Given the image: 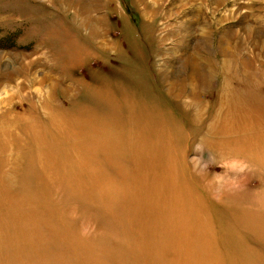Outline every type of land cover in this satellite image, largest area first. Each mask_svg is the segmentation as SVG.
<instances>
[{
    "label": "rangeland",
    "instance_id": "1",
    "mask_svg": "<svg viewBox=\"0 0 264 264\" xmlns=\"http://www.w3.org/2000/svg\"><path fill=\"white\" fill-rule=\"evenodd\" d=\"M0 264H264V0H0Z\"/></svg>",
    "mask_w": 264,
    "mask_h": 264
},
{
    "label": "bare ground",
    "instance_id": "2",
    "mask_svg": "<svg viewBox=\"0 0 264 264\" xmlns=\"http://www.w3.org/2000/svg\"><path fill=\"white\" fill-rule=\"evenodd\" d=\"M223 97H224V96H223ZM228 99H229V98H228ZM223 101H224V100H223ZM234 101H235V100H234ZM243 101H244V100H243ZM192 102H193V100H192ZM229 103H230V102H229ZM257 103H258V102H257ZM235 104H236V103H235ZM239 104H240V103H239ZM245 105H246V104H244V107H245ZM257 105H258V104H257ZM200 106H201V105H200ZM241 106H242V105H241ZM241 106H240V107H241ZM199 108H200V107H199ZM245 108H246V107H245ZM247 108L249 109V107H247ZM251 109H252V108H251ZM249 110H250V109H249ZM245 111H246V110H245ZM254 112H255V111H254ZM246 113H247V112H246ZM246 113H245V114H246ZM258 117H259V116H258ZM251 118H252V117H251ZM246 120H247V119H246ZM256 120H257V119H256ZM247 121H248V120H247ZM257 121L259 122V120H257ZM247 124H248V122H247ZM256 124H258V123H256ZM251 127H252V126H251ZM248 129H249V128H248ZM250 130H251V128H250ZM153 182H154V181H153ZM158 183L161 184L160 182H158ZM151 184H152V183H151ZM153 184H154V183H153ZM153 184H152V185H153ZM154 186H155V185H154ZM158 186H159V185H158ZM158 186H157V187H158ZM158 188H159V187H158ZM162 188H163V187H162Z\"/></svg>",
    "mask_w": 264,
    "mask_h": 264
}]
</instances>
